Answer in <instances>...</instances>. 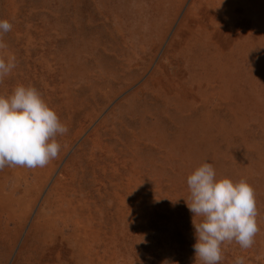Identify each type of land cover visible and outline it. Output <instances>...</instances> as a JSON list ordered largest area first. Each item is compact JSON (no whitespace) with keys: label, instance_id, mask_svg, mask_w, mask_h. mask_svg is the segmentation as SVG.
Here are the masks:
<instances>
[{"label":"rangeland","instance_id":"rangeland-1","mask_svg":"<svg viewBox=\"0 0 264 264\" xmlns=\"http://www.w3.org/2000/svg\"><path fill=\"white\" fill-rule=\"evenodd\" d=\"M0 20V95L34 87L68 128L45 167L0 170V264H202L203 163L258 209L219 264H264V0H0Z\"/></svg>","mask_w":264,"mask_h":264},{"label":"clouds","instance_id":"clouds-1","mask_svg":"<svg viewBox=\"0 0 264 264\" xmlns=\"http://www.w3.org/2000/svg\"><path fill=\"white\" fill-rule=\"evenodd\" d=\"M11 29L7 20H0V35ZM15 66L14 56L7 61L0 58V80ZM67 132L34 87L18 85L10 95H0V170L45 167L60 151L55 137ZM186 182L187 207L193 217H200L198 223L193 219L196 259L202 264H219L225 242L235 241L242 249L253 246L259 232L258 209L254 189L247 181L218 178L214 167L203 163L187 176ZM235 264H245L244 258L237 257Z\"/></svg>","mask_w":264,"mask_h":264},{"label":"bare ground","instance_id":"bare-ground-1","mask_svg":"<svg viewBox=\"0 0 264 264\" xmlns=\"http://www.w3.org/2000/svg\"><path fill=\"white\" fill-rule=\"evenodd\" d=\"M39 203V202H38Z\"/></svg>","mask_w":264,"mask_h":264}]
</instances>
